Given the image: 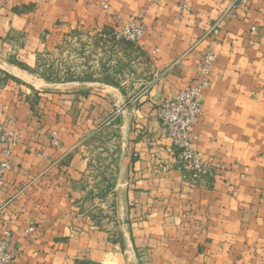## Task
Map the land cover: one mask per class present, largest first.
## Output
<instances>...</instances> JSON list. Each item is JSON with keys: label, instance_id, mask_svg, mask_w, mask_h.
<instances>
[{"label": "crops", "instance_id": "obj_1", "mask_svg": "<svg viewBox=\"0 0 264 264\" xmlns=\"http://www.w3.org/2000/svg\"><path fill=\"white\" fill-rule=\"evenodd\" d=\"M117 16L143 17L147 80L119 64L127 50L92 78L32 79L38 58ZM207 54L195 149L209 169L193 180L158 105ZM0 129L20 140L0 144L15 264H264V0H2Z\"/></svg>", "mask_w": 264, "mask_h": 264}, {"label": "built area", "instance_id": "obj_2", "mask_svg": "<svg viewBox=\"0 0 264 264\" xmlns=\"http://www.w3.org/2000/svg\"><path fill=\"white\" fill-rule=\"evenodd\" d=\"M25 1L38 5L47 0ZM1 5L2 0H0ZM103 9L107 10L108 8L103 5ZM181 10L185 11L186 6L182 5ZM116 20L120 26L108 34L117 41H125L136 46L145 32L143 17L138 16L124 20L117 16ZM213 62L212 54L204 56L197 65L200 80L178 92L174 98L162 100L158 105V119L166 132L175 160L193 180L201 179L209 169L208 164L196 151L195 144L198 140L196 127L202 116L201 102L204 92L210 86L208 77ZM19 141V136L16 133L0 129V144L5 146L7 155H11ZM8 168V163L0 162V182ZM8 237L6 232L0 235V264H15L17 258L9 249Z\"/></svg>", "mask_w": 264, "mask_h": 264}, {"label": "rangeland", "instance_id": "obj_3", "mask_svg": "<svg viewBox=\"0 0 264 264\" xmlns=\"http://www.w3.org/2000/svg\"><path fill=\"white\" fill-rule=\"evenodd\" d=\"M124 50L129 51L126 63L119 61V64L124 63V71L133 79L139 76L147 80L150 73L148 64L135 46L125 41H117L109 34L73 37L54 55L38 58L36 68L31 71L34 76L32 79L36 82L58 83L88 78L87 76L92 78L99 74L98 68L99 71H105L112 62L115 51Z\"/></svg>", "mask_w": 264, "mask_h": 264}]
</instances>
